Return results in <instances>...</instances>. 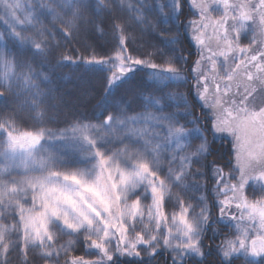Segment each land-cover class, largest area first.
Instances as JSON below:
<instances>
[{"label": "snow or ice", "instance_id": "snow-or-ice-1", "mask_svg": "<svg viewBox=\"0 0 264 264\" xmlns=\"http://www.w3.org/2000/svg\"><path fill=\"white\" fill-rule=\"evenodd\" d=\"M137 3L0 0V264H9L12 254L29 264L30 251H39L44 264H59L62 256L67 264H155L158 253L171 264L196 257V264H207L201 241L222 222L235 233L217 248L221 264L240 257L264 264V0H189L197 18L183 27L196 46L192 62L175 48L178 31L168 30L179 24L181 0ZM149 13L157 23L146 19ZM133 24L159 41L143 58L127 50ZM89 27L100 39L107 27L113 37L111 55L82 58L87 71L107 74L106 95L143 69L157 85L191 83L213 141L230 137L231 171L210 167L216 221L210 223L207 198L190 195L204 187L195 166L211 155V145L198 118L188 121L191 130L180 122L193 116L184 94L145 97V110L135 115L121 104L105 109L95 124L73 117L63 129L47 127L63 114L62 98L34 82L50 85L49 70L76 64L65 54L67 44ZM177 98L182 103L174 106L189 110L186 116L164 114ZM25 117L33 128L21 127ZM194 139L200 143L193 149ZM247 192L258 195L249 200ZM166 201L173 211L165 210ZM57 236L70 239L59 244ZM74 240L96 259L70 256Z\"/></svg>", "mask_w": 264, "mask_h": 264}, {"label": "rangeland", "instance_id": "rangeland-1", "mask_svg": "<svg viewBox=\"0 0 264 264\" xmlns=\"http://www.w3.org/2000/svg\"><path fill=\"white\" fill-rule=\"evenodd\" d=\"M96 0H92L94 4ZM157 0H146V4L151 7H155ZM161 3H167L168 0H160ZM131 3L135 6H139L137 0H131ZM147 12V8L145 9ZM181 11L182 15L179 18V24L170 23L168 30L170 32L179 33L178 39L180 41L179 44L175 45V48L179 49V52H184V44L185 41H191L189 36L185 35L184 25L188 23L189 20L196 19L195 9L190 6L189 0H181ZM168 17H171V11L169 9H165ZM2 14V13H0ZM87 19L92 20L94 18L93 13L88 11L85 13ZM218 13H213V16H217ZM103 19V18H102ZM146 19L151 21L152 23L158 22V16L155 13H149L146 15ZM49 17L44 21L45 25L50 26ZM59 26V25H58ZM4 25L0 23V31H3ZM105 35L102 39L98 38L99 34L92 35L91 27L87 29L85 33H83L77 40H73L71 43L67 44V51L65 54L71 55L76 59V64H72L71 62H64L62 67L53 68L48 71L49 79L51 80L50 85H45L41 81H35L34 83L38 84L39 87L47 91L50 87L57 97L62 98V102L58 101L59 107L62 111V115L56 123H49L47 127L52 131H56L57 129H63L66 127L67 122L72 120L73 117L84 120L85 123H93L97 122L96 118L100 116L101 113L105 111V109L115 110L118 105H124L125 110L129 115H135L139 112L145 110L144 98L145 97H166L169 92L173 93L176 97H179L180 94H184L188 91V86H185L183 82H168L167 86L157 85L152 79L146 74L148 69H143L139 71L138 74L132 79V81L128 84H125L123 87L116 89L113 91L111 95H106L105 91V83H106V73L100 72H89L86 70V65L83 63V59H86L90 56H96L97 58L105 57L107 55L112 54V44L113 37L109 32L108 28L105 27ZM141 30L136 28L135 25H132V35L135 36V40L131 38L128 40V53L133 55L134 57L143 58V56L151 51L152 49L148 47L149 44H158L159 41L153 35H143L140 34ZM31 34V33H29ZM171 38V37H169ZM246 41L242 40V43ZM194 44V42H193ZM12 45L9 44V47ZM193 50L196 51V46L194 44ZM59 55V53L57 54ZM157 63L160 61L157 60ZM39 71V69H37ZM185 75L191 80V76L189 77L188 69H184ZM131 75V74H130ZM21 96H24V87L21 85ZM7 96L8 94L5 93ZM187 97V96H186ZM188 103L191 105L189 109L193 116H186V110L184 108H176L174 105L182 103L178 98L174 101L168 102L165 107L166 111L164 114H168L170 112H176L180 116H186L185 119H181V123L188 124V121L196 118L194 115V110L192 104L189 99ZM23 103V99L21 100ZM153 112H156L155 108L150 109ZM202 116L206 118L204 115V110L201 109ZM159 114V113H157ZM25 123L21 124V127L25 130L31 129L34 127L31 121L27 120L25 117ZM206 128L208 129L209 125L207 124V118L205 120ZM199 127V125H197ZM189 130L193 127L191 124H188ZM204 132V131H203ZM211 133V132H210ZM204 135L208 139V135L204 132ZM221 136L217 135L216 139ZM200 143L199 139H194L192 141L193 149L198 146ZM114 147V145L112 146ZM214 164L208 163L206 160L203 162V165H196V168H199L201 172L204 173L205 179L202 181H198L204 185L201 191H194L190 195H194L199 197L203 194L207 198L208 207L211 209V220L210 223L216 221L218 219V212L216 208H213V198L217 195L214 191L215 184L213 183L214 177L210 170V167ZM223 168L225 173L231 171L229 166H219ZM16 171L22 172V169H17ZM19 178V177H17ZM249 200L255 198L256 195L254 193L247 192ZM165 210L168 212L173 211L174 209L168 206L166 201ZM0 222L2 218H0ZM236 222L233 221V224ZM224 227L227 230H224ZM235 233V228L232 226H226V222L214 224L212 230L207 231L201 241L205 256L204 249V240L207 235L211 234L218 241L219 245L214 246V251L217 252V248L221 245V242L225 239H233ZM70 237L67 236H57V241L59 244H66ZM74 251L70 253V256H84L85 259L94 260L96 257L94 255H88L83 241H73ZM94 251V250H93ZM163 251L162 249L160 250ZM144 256V253H141ZM168 255V254H167ZM221 257V256H220ZM170 259V257H169ZM200 259L199 257L190 259L188 264H196V261ZM171 260V259H170ZM29 264H44V260L41 257V253L39 251L32 252L30 251L28 254ZM9 264H23V258L19 254H12L9 256ZM59 264H67V258L60 257ZM235 264H244V258L240 257L235 260Z\"/></svg>", "mask_w": 264, "mask_h": 264}, {"label": "trees", "instance_id": "trees-1", "mask_svg": "<svg viewBox=\"0 0 264 264\" xmlns=\"http://www.w3.org/2000/svg\"><path fill=\"white\" fill-rule=\"evenodd\" d=\"M193 41H185L184 44V52L183 55L187 57L189 62L194 61L196 57V51L193 50ZM190 77V75H189ZM188 91L186 93L187 99H189L190 103L193 107V112L196 118H198V125L202 129V131L206 132L208 135V141L211 145V155L208 156L207 162L210 164H214L216 166H228L229 161L231 159L230 156V149L231 145L229 143V138H218L213 141V135L210 133V131L206 128V118L202 116V112L200 110V107L198 106V101H195L193 99L192 94V84L189 83ZM252 193V192H250ZM233 224V222H231ZM224 230V227H222ZM219 245V239L218 241L213 237V235L209 234L207 235L206 239L204 240V249H205V259L207 261V264H221V257L220 255L214 251L213 247ZM155 264H171V260L169 259V256L165 253L164 255L157 254V257L155 259Z\"/></svg>", "mask_w": 264, "mask_h": 264}]
</instances>
